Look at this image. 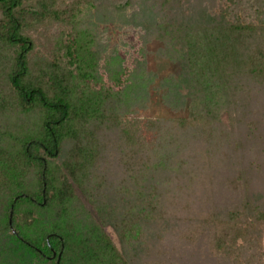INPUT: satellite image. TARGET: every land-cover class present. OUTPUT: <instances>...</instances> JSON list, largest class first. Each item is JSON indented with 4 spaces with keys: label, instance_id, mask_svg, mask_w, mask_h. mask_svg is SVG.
<instances>
[{
    "label": "trees",
    "instance_id": "obj_1",
    "mask_svg": "<svg viewBox=\"0 0 264 264\" xmlns=\"http://www.w3.org/2000/svg\"><path fill=\"white\" fill-rule=\"evenodd\" d=\"M161 222L264 264V0H0V264H136Z\"/></svg>",
    "mask_w": 264,
    "mask_h": 264
},
{
    "label": "rangeland",
    "instance_id": "obj_2",
    "mask_svg": "<svg viewBox=\"0 0 264 264\" xmlns=\"http://www.w3.org/2000/svg\"><path fill=\"white\" fill-rule=\"evenodd\" d=\"M104 34L121 46L126 56L135 55L134 63L136 67L139 59L138 55L135 54L137 52L135 50L141 45L139 32L125 26L120 28L109 26ZM158 46L155 42L146 46L147 70L156 73L159 78L167 74L178 73L179 70L176 66L169 65L160 67L158 65L153 57V53ZM152 88L149 89V94L147 95L148 101L147 104L145 103V108L138 109V112L133 117L144 121L146 119L168 118L173 116L174 113L162 104L159 96L154 93ZM213 182L218 189L216 191V197H214L215 202H226V192L220 189L221 182L217 178ZM185 184L186 182L183 183V186ZM192 201L200 208V201L195 200V198ZM180 226L181 224L179 222L174 224L171 222H161L156 227L150 226L146 233L144 232L145 236L140 244V248L135 249L137 253L136 264H146L149 260L157 259L163 262L162 264H217L202 249L200 244H183L179 233H177L181 228Z\"/></svg>",
    "mask_w": 264,
    "mask_h": 264
}]
</instances>
